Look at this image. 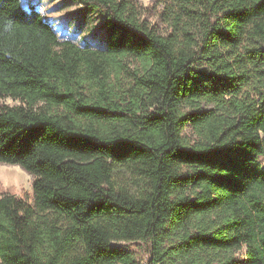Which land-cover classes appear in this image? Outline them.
Masks as SVG:
<instances>
[{
	"label": "trees",
	"instance_id": "1",
	"mask_svg": "<svg viewBox=\"0 0 264 264\" xmlns=\"http://www.w3.org/2000/svg\"><path fill=\"white\" fill-rule=\"evenodd\" d=\"M78 1L103 47L0 0V97L22 103L0 104V163L33 176L0 193V264H138L120 241L152 264H264V0H169L219 16L200 44L131 0Z\"/></svg>",
	"mask_w": 264,
	"mask_h": 264
},
{
	"label": "rangeland",
	"instance_id": "2",
	"mask_svg": "<svg viewBox=\"0 0 264 264\" xmlns=\"http://www.w3.org/2000/svg\"><path fill=\"white\" fill-rule=\"evenodd\" d=\"M21 4L28 8L35 6L42 16L51 24L61 39H70L81 47H103L105 34L103 29L104 13L101 9L91 7L78 0H20ZM138 19L145 22L149 28L160 35L178 34L182 38V29L185 27L195 38V43L203 41V22L210 17V23L218 21L216 15H201L207 12L201 7H189L192 13L186 15L181 5L169 0H131ZM180 16L179 24H176V17ZM177 21V22H178ZM0 104L16 106L22 104L19 99L12 97H0ZM208 106H204V109ZM190 141L193 136L190 128L185 130ZM264 169V154L259 157ZM33 176L18 165L0 163V193L4 190H11L18 195L31 196ZM118 245L130 251L138 264L151 263V242L148 241H120ZM241 254H239L240 256Z\"/></svg>",
	"mask_w": 264,
	"mask_h": 264
}]
</instances>
